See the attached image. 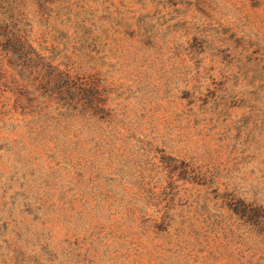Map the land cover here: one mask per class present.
Here are the masks:
<instances>
[{
    "label": "rangeland",
    "instance_id": "1",
    "mask_svg": "<svg viewBox=\"0 0 264 264\" xmlns=\"http://www.w3.org/2000/svg\"><path fill=\"white\" fill-rule=\"evenodd\" d=\"M0 264H264V0H0Z\"/></svg>",
    "mask_w": 264,
    "mask_h": 264
},
{
    "label": "trees",
    "instance_id": "2",
    "mask_svg": "<svg viewBox=\"0 0 264 264\" xmlns=\"http://www.w3.org/2000/svg\"><path fill=\"white\" fill-rule=\"evenodd\" d=\"M12 36V35H11ZM13 37V36H12Z\"/></svg>",
    "mask_w": 264,
    "mask_h": 264
}]
</instances>
